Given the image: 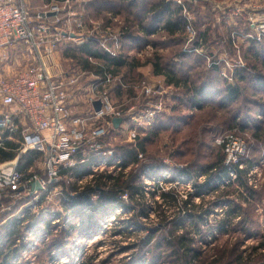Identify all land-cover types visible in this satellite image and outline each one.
I'll return each mask as SVG.
<instances>
[{"label": "rangeland", "instance_id": "obj_1", "mask_svg": "<svg viewBox=\"0 0 264 264\" xmlns=\"http://www.w3.org/2000/svg\"><path fill=\"white\" fill-rule=\"evenodd\" d=\"M85 1L89 0H69L68 2L52 0L50 2L62 8L60 17L74 15L66 17L70 19L69 22L61 19L58 23L49 22L50 27L56 26L55 28L66 33L63 40L55 47L54 64L58 71L69 74H76L79 71L84 73L80 81V86H83L81 96L77 97L70 106L72 114L88 113L91 105H89L86 89L90 81L99 84L101 95L105 96L113 108L120 112L119 116L122 115L123 120L120 117L121 121L117 126H109L107 135L103 138V145L114 149L119 159L121 158L119 148L134 144L135 138L131 136L132 133L135 137H142L152 127L160 124L161 129L155 140L147 146L146 154H141L140 157L138 155L146 165L145 170L140 173L139 181L145 185L143 202L147 207L148 216L134 218L137 210L132 208L133 202H129L127 196L123 199L122 195L121 198L126 201L128 207L110 208L104 213H99L95 216L90 229L81 230L83 228L73 229L72 226L79 223L92 208L83 210V213L65 215L66 211L63 209L62 198L59 195L48 194L39 203L27 196L3 198L0 201V250H5L11 241H14L11 249L20 247L7 264H80L82 261L88 264H182L178 255H173L174 248L169 245L171 242L166 244L163 240L165 231L173 226L174 221L170 219L175 207L168 199L165 200L159 196L160 191L156 192L154 185L159 183L163 187V192L171 190L170 187H172L177 193V202L184 200L187 193L195 191V182L203 183L204 174L196 170V177L187 179L186 174L179 172L180 169H184L189 164L193 167L191 162L194 160L210 165L221 158L228 167L237 161L240 162L239 167L245 170L242 180L246 181L247 189L238 184L232 171L228 172L230 178L221 177L215 173V178L212 179L216 181V190L202 192L200 198L193 197V203L202 204L199 210L189 211V214L195 216L194 224H190L192 221L190 218L188 220V217L184 218L183 223L176 220L177 223H181L177 233L187 230L194 239L192 247L200 253L199 259L187 264H211L214 256L222 257L221 260H223L215 264H225L224 261L237 254L240 255L242 264H264V249L257 247L264 241V141L259 142L253 138L252 125L246 126V132L228 130L229 119L236 112L240 116L246 114L249 117L246 121L244 119L245 122L256 124L259 121V124L264 126V115L261 114L264 106L241 96L236 103L232 104L230 111L227 108L199 111L196 108L190 109L189 92L185 88L166 84L164 77L154 74L151 64L145 62L155 54H160L163 56L164 63L171 62L177 70L185 69L183 74L194 85L220 87L222 80L225 85L233 86L236 84L234 76H231L232 80L227 81L223 73L228 76L230 73L233 75L237 69H247L250 65L259 66V60L262 58L261 55L259 58L252 55L249 48L251 41L245 40L242 36L248 29L246 21L234 17L228 18V11L220 5L222 0L194 2L183 0L188 5V9L187 12L182 13V17L189 19L187 22L189 27H185L181 39L170 38L165 33L158 32L151 34L148 40L138 41L135 38L129 40L125 37V27L130 25V22L126 20L123 13L112 15V11H109L95 15L94 12L82 7ZM170 1L178 5L174 0ZM28 4L30 12L50 9L49 4L43 7L41 0H28ZM77 20L82 23L80 31L75 25ZM69 33L75 36L70 38ZM131 33L141 35L136 28ZM87 40L93 41L95 45L105 48L106 51H111L112 54L124 53L130 58L137 57L144 63L131 70L122 67L116 74L109 72L113 70L112 67H106V73L98 75L95 73L94 66L101 62L87 57L90 67L82 69L77 59L69 57L65 50L67 47L77 49ZM117 40L121 42L120 47L115 45ZM261 41H264V38ZM67 53L70 54V52ZM178 53L185 55L183 59H186L185 63H189L182 66V63H179L180 58L176 55ZM3 54H5L4 51L0 52V67L3 63H8L2 62ZM73 55L78 57L81 54L76 50ZM195 58H198V61L195 62ZM211 63L216 66L215 71ZM241 63L244 65L242 68L236 66ZM227 64L229 69L226 67ZM20 65L26 66L25 61H22ZM56 70L52 69L54 72ZM213 72H218V76L214 77ZM242 94L241 89L240 95ZM263 99L261 98L262 101ZM177 105V109L174 110L173 106ZM204 106L208 108L207 105ZM3 109L5 107L0 104V112ZM152 109L150 120L142 119L146 116L144 114ZM130 114L139 115L138 122H135L137 126L129 121ZM174 115L183 118H176L177 116L174 117ZM194 118L201 121L191 126ZM257 119L258 121H255ZM176 120H180L177 122L179 124L177 133L181 134L177 140L170 135L174 127L173 121L176 122ZM241 121L239 122H244ZM98 123L100 125L101 122L98 121ZM95 125L97 123L93 122L88 126ZM128 130H132V133L127 132ZM3 135L6 139L20 140V146L22 138L19 133L7 135L0 132V140L4 138ZM235 139L243 143V152L237 155L236 160H227L226 149L236 146ZM200 141L204 143H199ZM42 156V153L32 157L21 154L16 162L22 168L23 163L31 159L26 172L43 174L45 169ZM150 165L158 167V170H152L149 168ZM131 167L132 164H129L125 171H129ZM80 168L86 169V167ZM171 178L173 181L164 182ZM88 179L89 176L78 182L75 178L68 177L67 187L71 189L73 184L83 185ZM61 187L63 189V186ZM151 191H154L153 197L150 194ZM98 197L96 192L91 195L93 202ZM154 201L161 203V207L155 208ZM60 209L61 216L58 218L49 216L52 211H60ZM205 210L208 214L201 219L197 218V215L199 217ZM161 213L169 217L165 228L157 224L160 222L159 214ZM226 218L221 229L219 221ZM14 219L17 220V228L14 224L11 225ZM47 221H49L48 225ZM138 222L143 223L145 228ZM15 228L19 231V235L14 237L10 231ZM154 229L155 233L149 247L141 246L139 240H145L147 233ZM118 231L124 233L120 234ZM125 233L128 238H125ZM123 247L128 248L123 249ZM254 247L256 250H253ZM231 248L233 251H230ZM234 262L231 261L228 264H236Z\"/></svg>", "mask_w": 264, "mask_h": 264}, {"label": "built area", "instance_id": "obj_2", "mask_svg": "<svg viewBox=\"0 0 264 264\" xmlns=\"http://www.w3.org/2000/svg\"><path fill=\"white\" fill-rule=\"evenodd\" d=\"M174 2L181 7L182 13L187 12L188 5L183 0ZM220 5L228 11V18L246 21L248 29L242 35L245 40L260 42L264 38V0H222ZM48 6V10L32 13L28 0H0V52L18 47L22 53L33 57V62L16 69L11 75H4L0 71V104L5 107L0 112V132L7 135L19 133L23 142L12 160L0 164V201L3 198L27 196L39 203L42 198L52 194L59 195L65 207L67 195L76 194L86 183L76 184L78 190L71 191L67 187L68 177L81 182L89 176L90 181L97 173L120 168L121 159L114 149L103 145V138L109 126H114V119L122 115L119 116L120 112L101 95L99 84L94 81H90L86 89L91 105L88 113H71V104L82 93L80 81L84 73L69 74L56 70L53 58L55 47L66 33L56 26L50 27L49 22L58 23L60 19L69 22L70 19L66 17L74 15L62 18L59 16L61 7ZM185 20L189 22V19ZM75 25L79 31L82 29L81 21L77 20ZM69 34L70 38L75 36ZM4 57L5 54L2 59ZM213 65L211 63V67ZM236 66L242 68L244 65ZM226 67L229 69L228 64ZM54 68L56 72L52 71ZM223 76L227 81L232 80V73L228 76L223 73ZM95 101L100 103L98 110L94 108ZM152 111L145 113L142 119L150 120ZM134 115L130 114L128 119L136 125L139 115ZM93 122L97 125L89 127ZM127 132L132 133V130ZM131 136L135 138L133 133ZM234 143L235 147L226 149L227 160H236L237 155L243 152V143L237 139ZM41 153L45 169L43 174L27 173L17 165L21 154L32 157ZM74 168L77 169L75 172ZM34 183H38L39 187ZM60 212L61 209L52 211L49 216L58 218Z\"/></svg>", "mask_w": 264, "mask_h": 264}, {"label": "trees", "instance_id": "obj_3", "mask_svg": "<svg viewBox=\"0 0 264 264\" xmlns=\"http://www.w3.org/2000/svg\"><path fill=\"white\" fill-rule=\"evenodd\" d=\"M45 3H49L52 0H44ZM63 1V0H61ZM82 7L87 8L90 12H94L95 15H99L101 13L105 12H111L112 15H117L123 13L126 20L130 22V25L125 27L126 33L125 37L126 39L135 38L136 40L140 41V39L148 40L149 36L151 34L156 33H165L170 38L178 37L181 39L182 35L184 34L185 27L187 25L185 18L182 17L181 7L179 5H176L172 3L170 0H89L85 1L82 5ZM91 9V10H90ZM126 10V11H125ZM133 25V26H132ZM132 26V29H130ZM159 26V27H157ZM134 28L140 32L141 35H135L131 33V31H134ZM204 36V35H203ZM123 39V37H122ZM264 41L255 42L251 41L249 48L251 50L252 55L255 58H259V55L262 56L260 58L259 66L250 65L247 69H237L234 71V81L235 85H225V83L221 80V86L215 87V86H207V85H194L192 84L187 76H185L183 73H185V69L177 70L176 67H173L175 65L171 64V62L164 63L163 56L160 54H155L152 56V58L147 59L145 62H149L153 68V73L156 75H161L164 77L166 84L177 87V88H185L187 92H189L188 97L190 100L189 108H196L199 110L204 109H213L216 108H227L230 111V108L232 107L233 103H236L239 100V97L245 96V98H249L251 102L257 103L264 106V101L261 100V98H264ZM120 40H117L115 45L117 47H120ZM114 45V46H115ZM77 50L80 56L76 57V55H73V53ZM66 54H68L69 57H74L79 62L80 68L86 69L90 67V63L87 57H92L97 59L99 62H101L99 65L94 66L91 68L95 69V73L98 75H104L105 68L106 67H112L113 70L109 71L111 74H116L120 68L127 67L128 70H131L135 67H138L142 65L144 62H141L137 57H128L124 53H117L112 54L111 51H106L105 48H102L100 46L95 45V43L91 40H87L86 42L82 43L77 47V49L74 47H67L66 48ZM64 51V52H65ZM67 52H70L67 53ZM262 53V54H261ZM180 61L179 63H182V66H185L189 62L185 63L186 59H183L186 57L182 53L176 54ZM198 61V58H195V62ZM194 62V59H193ZM213 71H215L216 66H213ZM214 73V72H213ZM214 77L218 76V72L214 73ZM218 78V77H217ZM217 80V79H216ZM219 80V78H218ZM217 80V81H218ZM241 89L243 90V94L240 95ZM246 94V95H244ZM216 96V97H215ZM218 97V98H217ZM217 98V99H216ZM250 101L249 99H247ZM264 100V99H263ZM256 104V105H257ZM179 105V104H178ZM177 106H173V109H177ZM204 105H207L208 108H206ZM205 107V108H204ZM261 114L264 115V110L261 111ZM177 115H174V117ZM191 116V115H190ZM176 118H183L181 116H177ZM246 121V119H249L246 114H243L240 116L238 112L234 113L230 120V124H228V130L238 131V132H246V126L251 127V135L254 139L261 142L264 141V126H261L259 124L258 119L255 121H258L256 124L255 122L253 124H249ZM195 120V121H194ZM242 120L244 122L240 123L239 121ZM180 120H176V122L173 121L174 127L172 133L170 135L174 136L176 140L180 138V133H177V128L179 124L177 123ZM201 121V119H193L191 126H194L196 122ZM160 124L155 125L150 130L146 132L145 135L142 137L136 136L134 144H127L123 146V148L120 149L121 155V161L119 164V169L114 171H102L100 173L95 174V176L88 182H86L82 187L81 190H79L76 194L70 196L67 195V201L65 202L64 210L66 211V214H77L79 212L83 213V210H86L87 208H92L85 217L80 220L79 223L76 225H73V229L75 228H83L81 230H87L90 229L92 223L95 220V216L99 213H104V211L108 209H115V208H126L129 205L126 203V201L122 200L121 196L125 195L127 196V199L129 202L132 203V208L137 213H134V218L137 216H143L147 217V207L143 202V198L145 195V185L142 184L139 181L140 173L143 172L146 168V165L143 160H141L138 155L140 154H146L147 152V146L150 145L153 140H155V137H157L160 128ZM262 131V132H261ZM7 134V133H4ZM3 139L0 140V164L9 160H12L16 156L17 149L19 148V142L20 140L13 139H6L5 135H3ZM203 141H200L201 143ZM205 142V140H204ZM203 142V143H204ZM117 154V152H115ZM31 160V159H29ZM25 161L23 163V170H26L27 167L31 164V161ZM129 164H132V167L129 171H125L127 166ZM192 165H194L196 168L191 167V165H187L184 169H180L181 174H186V178H195L196 177V170L199 171L198 173L204 174V181L203 183H194L195 191L191 193H187V197L184 200H180L177 202V193H175L174 188L170 187L171 190H167L163 192V187L159 185V183H156L154 185L155 191H160L159 196L162 199H168L170 204H173L175 207V211L173 213V216L170 220L174 221L173 226L165 231L166 235L164 236V241L166 244H169L170 246H173L174 251L173 255H178V259L182 264H187L191 262H195V260L199 259V250L192 247V244L194 243L193 237L189 234L187 230L180 231L177 233L179 228V225L183 223L184 218L186 219L188 217L192 221L190 224H194L193 218L195 216H192L189 214V211L191 210H199L201 208L200 204L193 203L192 199L193 197H202V192H209L216 190V181L212 179L215 178V173L218 174V176L221 177H227L228 172L232 171L236 176V181L241 187L246 186V181L242 180V176L245 175V170L240 168V162H236L231 164L230 167L225 165L223 163V158H221L219 161H216L215 163H212L209 165V163H201L199 160H194L191 162ZM134 165V166H133ZM151 166V165H150ZM152 170H158V167L151 166L149 167ZM157 168V169H155ZM87 169V167H86ZM77 169L74 168L73 171L75 172ZM114 172V173H113ZM221 173V175H219ZM81 174L78 175L80 177ZM220 178V177H218ZM214 180V181H213ZM220 180V179H219ZM173 181V179H166L164 180L165 183ZM139 182V183H137ZM71 190L77 191L78 187L73 184L71 185ZM98 193L99 197L96 201H92L91 195L94 193ZM151 196H154V191H151ZM135 202V205H134ZM153 205H155V208H160L161 203L158 201H154ZM132 209V210H133ZM83 211V212H82ZM155 211V210H154ZM187 211V212H186ZM185 212V213H184ZM183 213V214H182ZM186 214V215H184ZM208 214V211L205 210L203 213H200L199 217L197 215V218H202L204 215ZM160 216V222L157 224H160L162 226L167 225V219L169 218L165 213L159 214ZM133 217V216H132ZM19 219V218H18ZM176 220H180L181 223H177ZM227 218L219 221V224L221 225V229L223 228V225L225 224ZM17 220L14 219L11 221V225H15L16 228L18 227V223H16ZM46 224H49V221L46 222ZM140 226L145 228L143 223L138 222ZM14 229L10 231V234L12 236L19 235V231L17 229ZM121 233H124L123 231H118ZM18 233V234H17ZM155 233V229L147 233L145 240H139L141 242V246H145L151 243L152 237ZM125 238H128L127 234H124ZM14 241H11V243L7 246L5 250H0V257H2L0 264H7L8 260L11 259L16 255L20 247L12 248V244ZM159 246V244H156ZM136 246V243H135ZM258 248L264 249V241L257 246ZM128 247H123V249ZM236 248L234 247V251ZM253 250H256V247L253 248ZM149 251V248H148ZM230 251H233V248H231ZM264 252V251H263ZM214 256V255H213ZM238 257V258H237ZM222 257H213V262L211 264H215V262H221ZM231 261H235L236 264H242L240 262V255H235V257H231V259H228L227 261H224L223 263L228 264ZM80 264H88L87 262H81Z\"/></svg>", "mask_w": 264, "mask_h": 264}, {"label": "crops", "instance_id": "obj_4", "mask_svg": "<svg viewBox=\"0 0 264 264\" xmlns=\"http://www.w3.org/2000/svg\"><path fill=\"white\" fill-rule=\"evenodd\" d=\"M43 7H45L46 5H50L49 3H45L44 0H41ZM40 11L39 9L34 11L37 12ZM32 12V11H31ZM32 12V13H34ZM33 57H31L30 55L24 54L21 52V49L16 47V48H10L8 50H6L5 52V57L3 59L2 62H8L7 64H4L0 67V71L4 72V74L6 75H11L12 72H14L16 69L24 66V65H20L22 61H25V65L29 62H33ZM27 62V63H26Z\"/></svg>", "mask_w": 264, "mask_h": 264}, {"label": "water", "instance_id": "obj_5", "mask_svg": "<svg viewBox=\"0 0 264 264\" xmlns=\"http://www.w3.org/2000/svg\"><path fill=\"white\" fill-rule=\"evenodd\" d=\"M190 2H194V1H200V0H189ZM100 106V103L98 101L94 102V108L95 110H98ZM121 120L119 118L114 119V125L117 126V124L120 122ZM34 186L39 187L38 183H34Z\"/></svg>", "mask_w": 264, "mask_h": 264}]
</instances>
